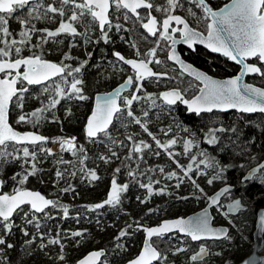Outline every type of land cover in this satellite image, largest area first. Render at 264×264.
Segmentation results:
<instances>
[{"label":"trees","instance_id":"trees-1","mask_svg":"<svg viewBox=\"0 0 264 264\" xmlns=\"http://www.w3.org/2000/svg\"><path fill=\"white\" fill-rule=\"evenodd\" d=\"M51 2L52 0H43L45 5ZM56 6L59 7V3ZM70 9L71 6L66 7L64 17L55 16L50 20L33 19L32 24L37 29L55 30L61 20L70 22L68 20L71 15ZM72 23L80 33H84L87 28L91 42L85 43L83 35L73 37L61 34L55 38H47L48 42L42 43L41 38L46 34L38 32L33 34L28 45L21 46V56L39 55L73 68L87 61L81 73L74 74L76 78L83 80L82 94L87 99L80 100L75 96L69 98L67 95L55 96L54 86L59 84L67 92L72 79L68 77L69 83L65 84L63 78L58 77L42 85H22L21 87L28 88V91L23 93V108L17 107L15 100L11 108V122L14 126L22 131L36 130L48 137V142L43 145H24L28 146L30 151H37L36 161L24 167L30 170L31 163L34 162L38 171L29 177L22 188L38 189L53 200L59 201L60 205L68 207L67 217L64 216L62 208L47 209L46 212L53 218L41 220L39 230L45 233V244L48 239L57 238L59 234L60 242L64 245L63 251L60 245H48L40 250L38 245L41 241L39 239L31 246L26 245L25 241L30 237H25L21 228L26 227L30 236L35 235L37 229L31 225H25L22 214H15L12 220L16 227L5 236L6 243H11L14 247L8 249L6 246H0L4 249L0 255L7 258L5 264H74L86 252L98 248L106 250L100 264H124L136 256L142 247L145 233L141 226L153 225L163 218L186 215L204 207L208 201L207 197L226 183L236 186L238 196H241L247 205L249 201L253 202V205L248 206L245 212H241L238 216H229L228 219L227 215L214 208L215 223L230 226L231 231L228 238L206 241L205 244L210 251L209 256L203 261L193 262L190 260L191 251L198 247L199 242H192L189 237L176 232L165 234L163 237H155L153 242L155 241L156 244H154L158 245L161 254L166 256V259L154 264H236L241 261L251 251L256 211L264 206V179H259L264 170H261L253 179L242 182V177L247 170L264 159V114L214 111L202 113L200 123H198L195 115L186 114L181 107L164 105L160 100H157L159 106L156 108H151L150 102L144 100L133 103L134 114L147 123L149 130L158 139L162 142H167L171 138L178 140L170 151L181 153L176 157L180 164L189 163L188 158L183 154V140L194 138L200 146L199 149H193L194 153L203 149L209 156H213L226 165L224 180L216 181L212 185H209L207 180L214 174L213 170L203 169L202 166V171L206 172V175H197L195 172L190 174L204 190L201 193L187 177H184L182 182L178 179L183 176L180 169L164 150L156 147L152 138L144 133L139 125L131 122L126 111L117 114L113 125L107 130V135L102 133L95 139L86 135L85 125L93 107L94 94L112 88L129 74L126 67L113 55L112 48H118L116 42L105 43L103 41L90 15H85L80 22ZM9 26L13 33L12 38L19 40L20 24L13 19L9 21ZM65 53L73 59L65 60ZM89 53H91L90 56ZM11 58L17 57L13 53ZM208 58L212 59V57ZM193 61L198 64V57H194ZM216 70L219 71L217 67ZM259 82L263 84L264 80L261 79ZM143 84V91L137 93L141 96L149 93L158 96L163 88L159 82L145 80ZM45 87L48 88V92L44 91ZM133 90L134 86L124 97L130 96ZM53 97L59 99L60 103L46 110L38 124L17 123L19 115L30 114L37 108L47 107L49 100ZM145 110L149 111L148 117H143ZM169 127L172 131L167 136L160 131ZM211 127L226 129L236 127L238 132H218L219 143L208 145L205 142V136ZM182 128L188 131H183ZM129 135L133 136L132 141L127 140ZM66 137L76 138L77 146H82L84 153L78 152L73 155L69 151H57L54 152L55 155H46L38 150L39 147L48 149L57 138ZM140 140L151 144L152 148L145 149L142 154H133L132 161L125 160L134 142L138 143ZM112 151L117 153L119 159L112 157L109 163L99 159L101 155L110 157ZM156 151L160 152L159 156L154 154ZM139 155H142L143 159H138ZM84 156L87 158L84 159ZM80 159H84L83 164L79 163ZM60 160L70 163H60ZM121 161H125L128 167L122 166ZM117 167H121L120 173L115 174L117 183L128 184L127 191L121 194V203L117 206L105 205L103 208L93 209L92 206L103 203L107 199L114 170ZM129 167L136 171L135 179L128 176ZM161 167L164 168V173L159 171ZM88 170H94L99 179L91 180L85 174ZM22 171L21 161L0 164V179L4 181L5 192L11 193L18 186L11 177ZM57 171L62 172L63 175L57 177ZM173 171L177 173V177L167 178V174ZM73 172L75 175H71ZM149 182H152L153 187L151 195L146 188L140 186ZM177 184L179 187L176 186ZM66 188L69 191H62ZM232 197L233 193L225 196V201L221 206L223 210L225 202ZM28 207L23 208L27 210ZM36 215L41 216L42 214ZM230 219L234 223L230 222ZM121 230H125L127 235L117 240ZM76 231L82 232L83 236L73 237L71 233ZM0 234H3L2 229H0ZM176 248H184L186 251L176 252ZM60 255L64 256L63 260L59 259Z\"/></svg>","mask_w":264,"mask_h":264},{"label":"snow or ice","instance_id":"snow-or-ice-1","mask_svg":"<svg viewBox=\"0 0 264 264\" xmlns=\"http://www.w3.org/2000/svg\"><path fill=\"white\" fill-rule=\"evenodd\" d=\"M59 3V7L56 4ZM186 4L189 5L186 7ZM71 6V15L68 17L70 22L61 20L55 30L37 29L32 20L53 19L55 16L64 17L66 15V7ZM145 10L141 14L138 10ZM183 9L186 15L177 14L178 10ZM202 10L203 18L211 19V23L207 25V35L192 27L187 17L193 20H199L196 10ZM78 10V11H77ZM115 11L120 13L121 10H126L123 13V20L125 22L134 18L135 24L144 30L147 34L145 39L150 37H157L155 40V47L148 49L146 53H141L135 43L131 46L136 48V56L143 55L144 59H126L120 52H114L113 55L117 60L123 62L125 65H130L134 75H129L124 83L115 90L114 94L109 93L107 98L101 103L97 99L96 109L88 118L86 125V135L89 138L97 137L99 133L107 135V129L112 124L114 116L126 111L127 117L131 118V122L139 125L144 133L155 142L158 149L164 150L168 157L172 160L176 167L183 173L182 177H178L183 181L184 177L191 180L192 184L203 193V189L196 183L190 174L196 173L197 175H206L203 169H211L214 174L207 180L209 185L216 181L224 180V172L226 165L222 164L213 156H209L206 151L200 149L194 153L193 149H199V143L194 138L183 140V154L188 158L187 165L180 164L176 159L181 153L170 151V149L178 143L176 138H171L167 142H162L158 139L148 128L146 122L137 117L132 111L134 102L144 100L150 102L151 108H156L159 105L157 100L163 102L164 105L174 106L178 102L186 105L187 110L193 113L213 112L219 110L226 112L230 109H235L240 113H262L264 114V88L254 87L250 84L243 83V77L248 74H258L264 77V0H233L231 8L225 10L221 9L219 12L213 11L208 0H164L162 4H155L153 0H52L51 3L46 5L43 0H0V164H7L13 161H21L20 173H15L11 177L16 181L17 187L14 188L12 194H0V229L3 234H0V246H6L11 249L14 247L11 243H6L5 236L10 234L14 227H16L12 217L14 214H22V219L25 225H31L37 229L35 235H31L26 227H22L21 231L25 237H30L25 241V244L31 246L37 239L41 241L38 245L40 250L45 249L48 245H60L63 251L64 245L61 244L59 234L57 238L48 239L47 244L44 243L45 233L40 232L41 220L52 219L45 210L48 208H62L65 217L68 216L69 209L67 206L60 205L59 201L46 199L39 192L28 191L22 188L29 177L35 175L38 171L36 163H31L30 170L25 165L32 161H36L37 151H30L28 146H40L48 142V138L42 135H37L33 132L21 133L14 130L9 124V110L12 103H15L19 108H23V93L28 91L27 87L17 88V84L21 85L24 82L27 85H39L45 81L52 80L54 77H62L63 83L68 84V77H71L70 87L67 92L59 84L54 86L55 96L63 97L67 95L69 98L75 96L80 100H85L87 97L82 94L83 80L76 78L74 74L81 73L82 69L87 64V61L80 63L78 67H71L66 64H56L43 60L39 55H31L28 57L21 56L22 47L28 45L32 36L35 33L43 32L46 34L42 37V43H47V38H55L61 34H68L73 37L83 35L84 42H91V37L88 35L87 28L84 33L78 32L77 28L72 22H80L85 15H90L93 22L98 24L101 33V38L105 43L110 40L109 32L115 28L117 32L129 31L123 24H113L110 18V12ZM153 12H158L162 15L163 19L158 20ZM131 13V16L128 15ZM53 14V16H49ZM16 20L21 30L18 35L19 40L12 38L13 33L10 31L9 21ZM119 19V17H117ZM175 25V26H173ZM179 34V40L175 38ZM161 41L170 42V53L167 55V60L173 61L182 69V73H187L189 76L194 77L197 81L202 82L203 87L199 89V95L194 96L192 99H186L183 89L174 87L171 90L162 91L158 96L155 94H146L145 96L138 95L144 89L143 81L149 78H154L159 81L162 78H169L167 72H155L150 67L152 64L160 65L163 62L157 58V49L160 48ZM183 43L192 49L197 44H204L211 49L212 52L222 53L224 56L234 60L237 64L242 65L240 75L226 81L214 80L211 76L206 75L204 72L197 71L191 64H185L181 56L177 54L176 44ZM75 46V45H73ZM34 47H36L34 45ZM13 53L17 58L12 59ZM91 53H89V56ZM249 58H255L259 61L256 63H245ZM64 59H73L69 54H64ZM21 68L24 70L21 72ZM172 80H178V77H171ZM134 90L130 96L123 97V106L117 103L118 98L121 96V90L133 87ZM48 92V88H44ZM60 103L59 99L53 97L49 100L47 107L37 108L30 114H21L18 116L17 123L31 122L34 125L38 124L42 119V114L49 108H54ZM149 111H143V117H148ZM31 118V119H30ZM164 135H168L172 129H161ZM184 131H188L184 129ZM231 131L237 133L236 127L226 129L224 127H211L207 130L205 142L208 145H217L219 143L218 132ZM127 140L132 141L133 136L129 135ZM55 143L60 145L61 151L72 152L76 155L78 152L83 154L84 149L82 146H77L75 138H57ZM116 143V141H112ZM123 143L122 141L120 142ZM22 146V147H17ZM152 145L140 140L138 143L134 142L129 155L125 158L127 161H132L133 154H142L145 149H151ZM39 151L44 152L46 155H55L50 148H38ZM155 155L159 156L160 152L156 151ZM112 157L119 159L115 151L111 152L110 157L101 155L99 159L105 163L111 162ZM87 157L84 156V159ZM84 159H80L79 163L83 164ZM138 159H143L142 155ZM60 163H70L68 161L60 160ZM122 166L128 167L125 161H121ZM138 167V165H137ZM264 170V163L253 169L248 177H244L243 181L251 178L257 172ZM81 171H85L81 169ZM121 167L114 170V176L111 181V190L108 193L107 199L103 203H98L92 206L93 209H99L109 206H117L121 203V194L127 191L128 184L120 185L117 183L115 174L120 173ZM161 173H164V168H159ZM91 180H97L94 170H88L85 173ZM57 177L63 175L62 172H56ZM75 175V173H71ZM128 176L133 179L136 178V171L129 167ZM177 177L175 171L167 174V178ZM242 181V182H243ZM4 181L0 179V187L3 186ZM159 183V181H155ZM146 188L149 195L153 192L152 182L148 184H141ZM179 187V184L176 185ZM62 191H69L63 189ZM163 191V189H161ZM231 191V186H226L216 192L213 196L207 197L211 205H218L221 197L225 196ZM143 202V201H142ZM28 205L25 210L22 206ZM242 208L241 200H234L228 207L225 215L236 213ZM42 214L37 216L36 214ZM261 227L264 228V215L260 217ZM131 227V225H129ZM178 230L190 236L193 241L202 239H220L228 238L226 229H214L209 227L207 213L202 218H198L195 222L177 219L174 221H165L159 227L143 228L147 234V239L143 250L138 258L130 262V264H154V262L166 259L161 252L153 246L151 240L153 237H163L165 234ZM73 237H81L83 233L80 231L72 232ZM127 235L125 230H121L119 240L121 237ZM4 249L0 248V253ZM176 252L186 251L184 248H176ZM209 254L206 246L201 245L199 251L190 257V260L196 262L202 260ZM103 255L102 251H94L88 257L81 260L79 264H96V261ZM6 257L0 255V264H5ZM60 260L64 259L63 255L59 256ZM247 264V262H245Z\"/></svg>","mask_w":264,"mask_h":264},{"label":"flooded vegetation","instance_id":"flooded-vegetation-1","mask_svg":"<svg viewBox=\"0 0 264 264\" xmlns=\"http://www.w3.org/2000/svg\"><path fill=\"white\" fill-rule=\"evenodd\" d=\"M228 1L229 0H208L209 4L213 10H217V9L222 8ZM153 2L155 4H162L164 2V0H153ZM187 6H189V5L186 4V7ZM125 11L126 10H121L120 13H116L113 10L110 12V18L112 19L113 24H116V23L123 24L124 27L129 30V31L117 32L115 30V28H113L109 32V37H110L109 42H111V41L116 42V45H117L116 47H118V48H115V47L112 48V50H113L112 52L113 53L114 52H120L126 58L144 59L145 57L143 55H141L139 57L136 56L137 49L133 48L131 45L133 43H135L137 45L139 51L143 54V53H146L148 51V49L156 46L155 40L157 39V37H150L149 36L147 39H145L144 36H146L147 34L139 26V24H135V26H134V23H133L134 18L132 20L127 21V22H125L123 20V13ZM138 11L141 12V14H144V12H145V10H143V9H140ZM196 11L198 13V16L201 17V19H199L198 21L193 20V18H191V17H187V19H188V21L192 27L196 28L198 31H200L204 35H207V25L209 24L210 18L204 19L203 18L204 14H203L202 10L197 9ZM152 14L155 15L158 20L163 19L162 15L158 12H153ZM177 14L186 15V13L184 12L183 9L178 10ZM128 15L131 16V13H128ZM117 17H119V19H117ZM95 24L98 27V24L96 22H95ZM173 26H175V25H173ZM98 30H99V28H98ZM99 32H100V30H99ZM139 35H141V36L139 37ZM175 38L177 40H179V34L178 33L176 34ZM169 45H170V42H168V41H161L160 42V48L157 49V58L159 60H161L163 63L160 65H156V64L151 65L154 68L155 72H167L169 78H167V79L162 78L159 81L155 80L154 78H149L146 80L159 82V85H162V87H163L161 89V91H163L165 89L179 87V88L185 90L184 91L185 97L190 99L199 92V89L201 87V83L199 81H197L196 79H194L193 77L187 75L186 73H183L181 75L182 70L179 68V66L177 64H175L174 62L167 60V55L169 54V51L171 50ZM176 49L178 50V52L181 54V56L185 60H187L188 62L194 64L198 68H200V69H202V70H204V71L208 72L209 74L216 76V77L226 78V77L235 76L238 74V72L242 68V66L240 64H237L236 62L232 61L228 57L224 56L222 53L212 52L209 48L205 47L202 44H197L192 49H189L186 44L177 43ZM23 57H25V56H23ZM194 57L195 58L198 57V64H196L193 61ZM208 57H212V59L209 60ZM12 59H15V58H12ZM245 62L246 63L259 64V61L256 60L255 58H249ZM121 63L123 64V62H121ZM123 65H124V67H126V69H127L126 71L129 75H134V72L129 65H125V64H123ZM216 67L219 69V71L216 70ZM23 70L24 69L21 68L20 71L22 72ZM127 77H125L123 79V81H125L127 79ZM171 77H178V80H172V79H170ZM261 79L264 80V77H261L258 74H250L246 77V80L248 82H251V83H254V84H257L259 86L264 87V82H263V84L259 82V81H261ZM123 81H120L119 83H121ZM119 83H117V84H119ZM25 84H27V83L24 82L23 85H25ZM117 84H115L112 88H114ZM18 86L20 88L22 85L20 83H18ZM112 88L107 89V90H103V91H109ZM128 91H125L121 96V106H122V99ZM98 92H100V91H98ZM95 94H94V96H95ZM14 100H15V98H14ZM93 102H94V99H93ZM12 105H13V103H12ZM12 105H11V108H12ZM172 107H175V108L181 107L185 111L186 114L195 115L196 118L198 119V123H200L202 113H199V114L188 113L186 107L183 106V104H181L179 102ZM91 112H92V110H91ZM217 112H221V111H217ZM89 115H88V117H89ZM116 116H117V114H116ZM115 119H116V117H115ZM10 122H11V109H10ZM11 124L13 125L12 122H11ZM14 127L16 129H18L16 126H14ZM18 130H20V129H18ZM2 192L8 193V192L4 191L3 186H2ZM229 193H233L232 199L235 198L236 196H238V191L236 189V186H235L234 190L229 192ZM230 200H227L225 202V204L227 202H229ZM25 206L27 207L28 205H23L22 207H25ZM214 215H215V213H214ZM230 231H231V229H230ZM206 241H208V240H204L201 242H206ZM209 241H212V240H209ZM201 242H199V243H201ZM208 250H209V248H208ZM209 254H210V251H209Z\"/></svg>","mask_w":264,"mask_h":264},{"label":"water","instance_id":"water-1","mask_svg":"<svg viewBox=\"0 0 264 264\" xmlns=\"http://www.w3.org/2000/svg\"><path fill=\"white\" fill-rule=\"evenodd\" d=\"M232 4H233V0H229L222 8H220V9H217V10H213V11H217V12H219L221 9H225V10H227V9H229V8H231V6H232ZM212 21H211V19H210V21H209V23H211ZM206 36V35H205ZM202 45H204V44H202ZM205 46V45H204ZM206 47V46H205ZM208 48V47H207ZM211 50V49H210ZM171 51V50H170ZM170 51H169V53H170ZM176 51H177V54H179L180 56H181V54L178 52V50L176 49ZM25 57H28V56H25ZM126 58V57H125ZM43 60H46V61H48V62H51V63H56V64H59V63H57L56 61H53V60H50V59H46V58H42ZM126 59H135V58H126ZM181 59L185 62V64H191L192 65V67L193 68H195L197 71H201V72H204L206 75H208V76H211L214 80H218V81H226V80H229V79H232V78H234L235 76H237V75H240V73H241V70L238 72V74L237 75H235V76H232V77H226V78H220V77H216V76H213V75H211V74H209L208 72H206V71H204V70H202V69H200V68H198L197 66H195L194 64H192V63H190V62H188L187 60H185L182 56H181ZM232 61H234V60H232ZM173 62V61H172ZM235 62V61H234ZM246 63V62H245ZM130 66V65H129ZM179 66V65H178ZM242 66V65H241ZM131 67V66H130ZM150 67L153 69V71H154V68L150 65ZM179 68H180V66H179ZM181 69V68H180ZM182 70V69H181ZM187 74V73H186ZM188 75V74H187ZM248 75H250V74H248ZM248 75H245L244 77H243V83H245V84H250V85H252V86H254V87H258V88H264V87H262V86H259V85H257V84H254V83H251V82H248L247 80H246V77L248 76ZM192 77V76H191ZM55 78H57V77H54L53 79H55ZM194 78V77H193ZM52 79V80H53ZM195 79V78H194ZM49 81H51V80H48V81H45V82H43L42 84H44V83H47V82H49ZM200 82V81H199ZM122 83H124V81L123 82H121V83H119V84H117L114 88H112L111 90H109V91H100V92H97L96 94H95V96H94V102H93V108H92V112L96 109V104H97V99L99 98V100H100V102L102 103L103 101H104V99L105 98H107V96H108V94L109 93H113L114 94V92H115V90L120 86V84H122ZM201 83V87L200 88H202L203 87V84H202V82H200ZM39 85H41V84H39ZM17 88L19 89V86H18V84H17ZM131 87H129V88H126V89H124V90H121V96H122V94L125 92V91H128L129 89H130ZM172 88H170V89H165V90H163V91H167V90H171ZM162 92V91H161ZM200 93L198 92L196 95H199ZM195 95V96H196ZM121 96H120V98H118V100H117V103L118 104H120L121 105ZM194 97V96H193ZM192 97V98H193ZM186 98V97H185ZM192 98H190V99H192ZM186 99H188V98H186ZM183 106H185L186 107V109H187V106L186 105H183ZM122 107V106H121ZM10 109H11V106H10ZM213 111H219V110H213ZM230 111H236V112H238L237 110H235V109H230V110H228V111H226V112H230ZM92 112L90 113V115H89V117L92 115ZM187 112L188 113H193V112H189L188 110H187ZM222 112V111H221ZM202 113H209V112H202ZM240 113V112H239ZM258 113V112H257ZM245 114H254V113H245ZM88 117V118H89ZM115 117L116 116H114V118H113V122H112V124L111 125H109V127H108V129L113 125V123H114V120H115ZM87 121H88V119H87ZM87 121H86V125H87ZM9 124H10V126L14 129V130H16V131H18V132H21V133H25V132H33V133H35V134H37V135H42V136H44V137H46L43 133H41V132H39V131H36V130H25V131H21V130H18V129H16L12 124H11V122H10V110H9ZM86 125H85V129H86ZM107 129V130H108ZM101 133H99L98 135H97V137L100 135ZM97 137H94V138H97ZM94 138H92V139H94ZM261 163H264V159H262L259 163H257V164H255L254 166H252L251 168H249L248 170H247V172L245 173V175L242 177V181H243V178L244 177H248L249 175H250V173L252 172V170L253 169H256L257 168V166L259 165V164H261ZM259 172H257V173H255L254 175H251V178L250 179H248V180H251L252 178H254V176L255 175H257ZM248 180H246V181H248ZM245 182V181H244ZM226 186H231V191L232 190H234V188H235V185L234 184H231V183H226V184H224V185H222V186H220L218 189H216L209 197H211V196H213L216 192H218L220 189H222L223 187H226ZM23 189H25V190H28V191H33V192H39L41 195H43L46 199H52V198H50V197H48V196H46V195H44L40 190H38V189H32V188H28V187H25V188H23ZM13 193V192H12ZM12 193H3L2 192V187H0V194H12ZM224 197V196H223ZM223 197H221V200H220V203H221V201H222V199H223ZM237 199H239V200H241V202H242V208H241V210L240 211H238V212H236V213H231V214H228V215H233V216H236V215H238L241 211H244L246 208H247V206H246V204L243 202V200H242V197L241 196H237V197H235L233 200H231L227 205H226V212L228 211V207H229V205L234 201V200H237ZM53 200V199H52ZM219 203V204H220ZM218 204V205H219ZM218 205H211L210 204V201L208 200V202L206 203V205L204 206V207H202V208H200V209H198V210H196V211H193V212H191V213H189V214H186V215H179V216H174V217H167V218H163L160 222H158V223H156V224H153V225H149V226H141V228L143 229V228H146V227H148V228H151V227H159L160 225H162L165 221H174V220H177V219H183V220H185V221H192V222H195L198 218H202L204 215H205V213H207V218H208V222H209V227L210 228H214V229H226L227 230V234L229 235V233H230V227L228 226V225H226V224H215V222H214V219H215V217H214V213H213V208L214 207H216V206H218ZM262 215H264V206H262V207H260V208H258V210L256 211V219H255V227H254V230H253V238H252V247H251V251L249 252V254L247 255V256H245L241 261H239L238 263H236V264H245V262H247V264H264V254L262 253V251L264 250V228H262L261 227V224H260V217L262 216ZM14 216V215H13ZM174 232H177V233H179L180 235H183V236H188V235H186L185 233H181V232H179L178 230H173V231H171V232H169V233H174ZM145 233V232H144ZM190 239H191V237L190 236H188ZM154 238V237H153ZM153 238H152V240H151V243L153 244V246L154 247H156L159 251H160V249H159V247H157L154 243H153ZM146 239H147V234L145 233V237H144V241H143V244H142V247H141V249H140V251H139V253L136 255V256H134L133 258H131V259H129L128 261H126L124 264H130V262L131 261H133L134 259H136V258H138L139 257V255H140V253H141V251L143 250V248H144V245H145V241H146ZM221 239H223V238H220V239H202V240H199V241H203V240H221ZM191 241L192 242H198V241H193L192 239H191ZM94 251H102L103 252V255L99 258V260L98 261H96V264H100V262L102 261V259H103V257L105 256V253H106V250L104 249V248H98V249H92V250H89L88 252H86L83 256H81L76 262H75V264H79V262L81 261V260H83V259H85L86 257H88L89 256V254L90 253H92V252H94ZM199 251V249L198 250H196L195 252H194V254L196 253V252H198ZM161 252V251H160ZM193 254V255H194ZM209 256V254L208 255H206L202 260H198V261H203L204 259H206L207 257ZM198 261H196V262H198ZM155 263V262H154Z\"/></svg>","mask_w":264,"mask_h":264},{"label":"rangeland","instance_id":"rangeland-1","mask_svg":"<svg viewBox=\"0 0 264 264\" xmlns=\"http://www.w3.org/2000/svg\"><path fill=\"white\" fill-rule=\"evenodd\" d=\"M184 129L185 128H182V130L184 131ZM182 130H178V131H182ZM56 149H58V150H56ZM56 149H53V148H51V150H52V152L54 153V152H56V151H61V149H59V148H56ZM264 179V172H263V174H261L260 176H259V179ZM253 205V204H252ZM251 205V206H252ZM217 209H219V211L221 212V213H223L224 215H225V211L222 209V208H217ZM229 218V216L227 215V219ZM230 222H232V223H234V221L233 220H229ZM238 229H236V231H237ZM240 232V231H239ZM154 243H155V241H154ZM156 244V243H155ZM201 245H203V246H206L207 244H205V242H201V243H199V245H198V247L196 248V249H194V250H192L191 251V255H193V253L198 249V248H200V246ZM158 246V245H157Z\"/></svg>","mask_w":264,"mask_h":264},{"label":"bare ground","instance_id":"bare-ground-1","mask_svg":"<svg viewBox=\"0 0 264 264\" xmlns=\"http://www.w3.org/2000/svg\"><path fill=\"white\" fill-rule=\"evenodd\" d=\"M56 148H60V145L58 143H55V145L53 146V149H56Z\"/></svg>","mask_w":264,"mask_h":264}]
</instances>
